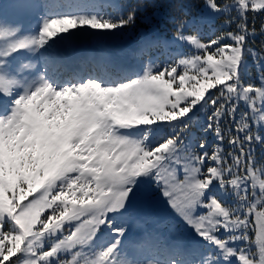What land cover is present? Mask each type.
<instances>
[{"label":"snow or ice","instance_id":"6c2138e0","mask_svg":"<svg viewBox=\"0 0 264 264\" xmlns=\"http://www.w3.org/2000/svg\"><path fill=\"white\" fill-rule=\"evenodd\" d=\"M9 7L40 13L36 27L10 19ZM205 7L234 30L204 42L205 17L177 18L174 38L194 52L137 72L105 61L64 78L59 50L114 34L136 9L124 15L112 0L0 4V264H264V164L252 147L264 145V46L248 47V14H264V0ZM28 54L39 59L24 63ZM249 57L258 85L244 78ZM201 109L211 112V148L186 142ZM152 184L199 243L186 245L183 233L152 238L147 254L128 259L123 216Z\"/></svg>","mask_w":264,"mask_h":264},{"label":"rangeland","instance_id":"374dc122","mask_svg":"<svg viewBox=\"0 0 264 264\" xmlns=\"http://www.w3.org/2000/svg\"><path fill=\"white\" fill-rule=\"evenodd\" d=\"M82 1L89 2V0H82ZM231 2L232 1H228L225 3H231ZM7 5L8 4H6L5 6ZM6 11L9 16L11 17L14 16L15 12L14 11L12 12L10 7L6 8ZM30 15L31 17H34L36 13L23 14V16H30ZM231 15L232 16L236 15L234 9L231 11ZM202 16L205 17L207 20V22L204 23L200 29V36L204 42H206L209 37L213 36V34H220V32L223 31H233L235 28V23L231 24L230 26L224 25V21L228 19L229 16L210 14L208 9L205 7V3L203 4L201 9H199L196 13H192L185 19H191L193 17L200 18ZM248 17H249L248 18L249 27L251 28L254 26L256 29V35L250 37L248 40V47L259 50L262 46H264V33L261 32V26L264 25V14L254 15L252 13H249ZM257 25H259L260 28H257ZM185 34L186 35L188 34L187 30L185 31ZM88 36H91V34H86L82 36L76 42H85ZM94 36L97 39H100V40H95V43L99 45L98 46L99 54L101 56H103L106 59L119 58L120 54L115 51L116 49H119L116 47L118 44L117 41L123 40V35L119 30H116L114 34H108V35H99L93 33L92 38ZM158 39L159 38L156 37L155 35H150L144 37V39L141 42L142 45H146V43L156 44ZM161 41L165 47L164 51L169 56L170 61L173 58H179L177 54L180 53L190 54L194 52V48H192L190 45L182 41L176 40L174 38V33L165 36V38H162ZM138 49L140 50L141 47ZM161 51L162 49H156L153 51V54L151 55L149 53V50L147 49L144 51L145 55L143 58L140 59L132 58L130 59V63L131 64L135 63L137 67H140V69H142L143 66L147 65L149 60L153 59V57L155 58L157 56V53ZM35 55L37 54H28L27 59L24 60V63H28L29 61L35 63L37 61L36 58L34 57ZM139 56L141 55L139 54ZM135 71L136 69L133 70V72ZM244 78L246 82H251L257 85L260 82V68L257 64L253 62V59L251 57L248 58V67ZM212 91L213 94H215V90L213 89ZM240 108L243 110H247L246 105L243 101H240ZM210 114H211L210 110L201 109L197 112L196 116L193 118V122L191 124L189 131L185 133L186 142L193 143V142H198L200 139H206L208 141L209 148H211L216 143V138L212 132L205 133L203 131L206 125L207 115ZM237 116H239V113L237 114ZM229 126H230L229 121L222 122V127L227 128ZM231 127H233L234 129L235 127L234 124H232ZM193 146H195L194 143ZM252 147L254 149L253 155L256 158L257 166L264 164V145H260L259 143H254ZM224 148L225 151L231 150L226 142L224 144ZM123 219L127 221V225H128V231L126 236H135L140 231V226L137 224V220L142 219L147 223L148 227L160 224L164 226L165 229H169V230L172 229L173 230L172 239L177 235V233H183L184 237H190L192 244L199 243L198 238L195 237L194 233L183 224L179 216L166 203L165 198L160 194L155 184H152L151 187H146L144 189V193L141 196H139L135 200V202L128 208V211L124 214ZM250 229H251V225H250ZM249 234L254 240L255 233L253 231H250ZM124 247L126 249V254L128 259H132L134 256L136 257L137 252L134 248L125 245ZM252 250L255 251L254 245L252 247Z\"/></svg>","mask_w":264,"mask_h":264},{"label":"trees","instance_id":"16d2710c","mask_svg":"<svg viewBox=\"0 0 264 264\" xmlns=\"http://www.w3.org/2000/svg\"><path fill=\"white\" fill-rule=\"evenodd\" d=\"M232 0H221L222 3ZM12 0H0V4H11ZM119 9L127 15L131 9H136L134 22L125 26L119 31L123 35V39L127 41L139 40L145 35H152L160 32L161 38L171 35L175 32V22L177 18H186L192 13H196L202 8L205 0H112ZM183 3L185 8L181 11L179 4ZM155 4V6H154ZM11 9V8H10ZM13 12L14 10L11 9ZM187 13L188 15H184ZM15 15H20L14 13ZM10 19H13L9 16ZM16 19L18 17H15ZM257 28H260L257 25ZM96 37H93L95 40ZM162 44V43H161ZM157 53L154 61L159 64L170 62L169 56L164 51Z\"/></svg>","mask_w":264,"mask_h":264}]
</instances>
